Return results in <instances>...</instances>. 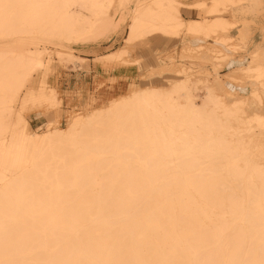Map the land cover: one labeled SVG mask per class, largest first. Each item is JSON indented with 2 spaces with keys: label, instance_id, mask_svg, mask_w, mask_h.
Segmentation results:
<instances>
[{
  "label": "bare ground",
  "instance_id": "6f19581e",
  "mask_svg": "<svg viewBox=\"0 0 264 264\" xmlns=\"http://www.w3.org/2000/svg\"><path fill=\"white\" fill-rule=\"evenodd\" d=\"M241 1L195 0L206 15L184 22L180 0H0V38L16 42L0 47V264H264V165L229 123L233 110L222 119L206 102L178 104V86L131 89L41 132L13 109L45 63L42 38L105 36L116 12L129 18L127 41L181 28L209 37L234 26L222 12ZM250 1L264 15V0ZM42 88L34 100L55 107Z\"/></svg>",
  "mask_w": 264,
  "mask_h": 264
},
{
  "label": "rangeland",
  "instance_id": "374dc122",
  "mask_svg": "<svg viewBox=\"0 0 264 264\" xmlns=\"http://www.w3.org/2000/svg\"><path fill=\"white\" fill-rule=\"evenodd\" d=\"M180 1L179 16L185 21L191 16L189 11L197 8L189 5L195 0ZM250 2L227 5L222 13L234 26L216 30L209 37L196 33L192 36L181 28L176 35L152 31L127 41L129 18L124 12H116L112 14L116 26L105 36L70 41L42 38L38 43L46 48L45 63L32 73L21 90V95L25 92L22 102L16 100L13 109L27 122L28 131L41 132L47 121L64 128L73 118L105 107L133 89L153 87L167 91L178 86L172 95L178 104L201 106L206 102L205 107L212 108L222 119L223 109L233 110L229 123L241 135L239 140L253 147L251 158L255 164L263 166L264 157L258 158L255 149L264 148V126H255L253 120L264 118V75L262 80L252 75L258 68L264 72V15L257 12L258 7L256 17L250 13L246 9ZM116 4L114 1L109 11L113 12ZM198 13L200 18L205 16L202 10ZM242 27L245 31L239 35ZM8 39L0 38L1 48L7 43L16 44L13 38ZM232 43L236 44L233 51ZM116 50L123 51L121 58L108 59L107 54ZM41 86L55 91V107L46 108L42 100H34ZM245 124L253 127L245 129Z\"/></svg>",
  "mask_w": 264,
  "mask_h": 264
},
{
  "label": "crops",
  "instance_id": "0c3cea01",
  "mask_svg": "<svg viewBox=\"0 0 264 264\" xmlns=\"http://www.w3.org/2000/svg\"><path fill=\"white\" fill-rule=\"evenodd\" d=\"M193 8H197V7H193ZM198 10H202L204 13H205V15H206V8H197L195 11L194 10H191V11H189V14H191V16H193V17H191L190 16V18L189 19H187V20H183L181 17V20L182 21H184V22H186V21H200V20H202L204 17H202V18H200L198 15H199V13H198ZM199 18V19H198ZM194 34H192V36H193ZM196 36H201V34H199V33H196ZM194 40H198V38H194ZM112 52V51H111ZM110 52V53H111ZM110 53H108V54H110ZM107 54V55H108Z\"/></svg>",
  "mask_w": 264,
  "mask_h": 264
}]
</instances>
